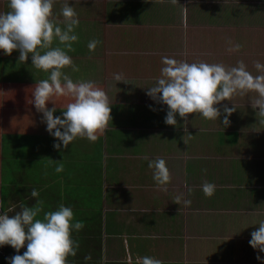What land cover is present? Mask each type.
Wrapping results in <instances>:
<instances>
[{
    "label": "rangeland",
    "instance_id": "374dc122",
    "mask_svg": "<svg viewBox=\"0 0 264 264\" xmlns=\"http://www.w3.org/2000/svg\"><path fill=\"white\" fill-rule=\"evenodd\" d=\"M68 2L74 7L80 21L75 28L78 40L73 42V50L68 53L79 70L74 72L71 66H67L63 71L67 72L74 81L92 80L104 84L107 88L106 96L111 105L112 118L109 119L108 124L119 126L115 130L112 127L113 131H110L108 140L115 139L121 148L128 150L124 155H129L131 149H140L147 140L151 142L149 144H153L151 151L159 144L158 139L174 140L171 144L165 143L163 146L168 152V157L172 153L173 159L175 158L173 167H169L170 175L175 173L179 175L178 171H181L183 165L196 154L199 157L207 153L209 157L216 155L221 162L216 166L215 160L213 162L212 167L214 166L216 173L225 171L224 166L227 164L223 161L225 158L239 154L240 157H245V162L240 159V162L233 164L237 166L235 170L247 174L250 170L253 177L259 176L258 178L262 179L261 183L264 184V159L261 158L264 156V125L258 123L256 110L251 106L250 98L254 94L236 95L232 98L237 109L231 114V124L227 127L222 124L223 105L232 107L231 100L225 99L220 102L222 115L217 120H208L199 114L189 113L186 122L177 115V125L165 123L162 126L159 121L164 119L167 106L154 102L146 95L147 86H150L160 75L163 56L188 62L203 60L208 63H222L226 67L235 66L242 60L248 70L256 74L255 62L264 63V0H234L231 4L227 3L228 0H175V2L173 0H68ZM215 2L218 5H210ZM64 3L65 0H54L53 19L57 22L63 21L60 9ZM199 5L203 8L201 14L197 13ZM8 10V0H0V12ZM203 12H206L205 15ZM166 36L168 39H165ZM91 40L100 41L94 51H90L87 46ZM229 42L240 44V49L229 52ZM52 46H58V41L54 40ZM18 56L17 49H14L11 55H4L0 50V79L6 81L4 87L8 90L7 94L1 95L0 106L4 109H6L5 105L17 106L13 111L0 110V116L10 119L7 130L17 132L18 128L24 131L34 127L30 124L37 121L39 112L30 103L32 92L36 81L47 78L45 72L31 65V54L27 61H18ZM116 73H119L125 81L117 82L114 79ZM64 98H53L57 104L58 114L55 115H60L64 110L62 109ZM149 105H154L155 110ZM48 106L52 107L53 102L49 101ZM26 113L35 120L25 121ZM23 119L24 123H22ZM133 121L143 124V127L122 128L125 123ZM15 123L16 126L11 128L10 125ZM234 128L238 131V135L233 136L235 138L233 142L229 137ZM224 138L226 143L222 145L221 140ZM79 139L81 143L88 141L87 138ZM206 141L211 144L208 145ZM205 142L206 145H203ZM222 146L226 148L227 154L217 152ZM41 147L46 152L54 148H48L43 142H36L34 149L38 153L43 151ZM124 162L132 165L135 161L124 156L119 164ZM15 163L14 159H8L5 161V167L3 169L0 167V185L4 181L11 183L12 167ZM231 163L232 161L228 162ZM189 169L196 170V167L190 166ZM29 180L22 182L26 185ZM224 180L228 181L226 178ZM190 189L194 193H191L193 195L190 198L191 203L187 205V211L185 207L183 213L193 221L191 224L212 218L220 221L232 220L239 226L244 225L245 230L238 233L242 234L237 241L239 250L249 254L254 252L251 256L256 258L258 250L248 241L251 232L259 227L258 222L264 220V204L261 205V212H251L244 203L236 205L234 202L226 203L218 198L209 200V196H205L206 200L202 202V198L198 196L203 194L202 189L195 187ZM86 190L87 188L84 187L77 189L79 194L77 199ZM196 193L198 195H195ZM242 194L246 195V191L238 186H226L225 192L222 193L226 200ZM248 199L247 197L246 200ZM242 218L247 221L245 224L241 221ZM235 234L230 232L229 226L223 230V236L230 238ZM236 238L232 239L236 240ZM26 245L27 242L25 248ZM217 249L222 250L219 247ZM218 252L215 251L210 257L223 256L221 251ZM261 254L264 256V252Z\"/></svg>",
    "mask_w": 264,
    "mask_h": 264
},
{
    "label": "crops",
    "instance_id": "0c3cea01",
    "mask_svg": "<svg viewBox=\"0 0 264 264\" xmlns=\"http://www.w3.org/2000/svg\"><path fill=\"white\" fill-rule=\"evenodd\" d=\"M233 1L228 0L227 3L231 4ZM210 5H218V3ZM202 11L203 8L199 5L197 13L201 14ZM203 13L205 15L206 12ZM165 39L168 37L166 36ZM101 85L104 86V84ZM106 90L104 86L105 93ZM26 115L25 121L31 122L34 119L29 113ZM25 121L23 119L22 123ZM159 122L164 126V119ZM41 124L43 126L38 125L37 128L44 131L38 135V139L30 134L35 130L31 128L28 129L29 133L20 135L24 144L28 146L27 155L23 157V160L29 163L33 160V165H36L38 171L39 197H31V191H29V206L36 205L37 199L43 201L38 217L42 218L43 212L54 210L63 203L72 207L76 219L83 221L84 228L72 233L80 243L76 256L68 257L73 264H129V261L135 264V258L144 255L158 258L162 264H264L257 257L252 258L251 255L254 252L249 254L239 250L237 241L242 234L238 233L245 230L244 225L239 226L232 220L221 219L220 221L212 220V218L203 219L201 223L195 222L197 224L193 225L191 224L193 221L183 213L185 207L187 211V205L183 204V200H190L193 196L191 193H194L190 188L202 189L204 183L215 185L214 193L209 196V200L218 198L220 201L226 203L231 201L236 205L244 203L251 212H261V205L264 204L262 179L258 178L259 176L253 177L249 167L247 174L235 170L237 166L233 165L240 162V159L245 162V157L237 154L235 157L225 158L223 160L227 162L224 166L225 171L216 173L214 166L212 167L214 160L215 166L217 163L221 164L216 155L209 157L207 153L199 157L196 154L183 165L181 171H178L179 175L176 173L170 175L171 180L167 191H163L152 179V169L148 167V163L150 159L162 156L168 168H172L175 158L173 159L172 153L168 157V152L163 149V146L165 143L171 144L174 140L158 139L159 144L152 151L153 144H149L151 142L147 140L140 149H131L129 155H124L128 150L121 148L117 140H108L110 131L119 126L108 124L103 134L98 133V138L94 142L88 140L81 143L77 138L66 150H62L63 147H61V149L52 148L46 152L41 147L43 151L37 153L34 149L36 142H43L48 148L54 147V137L46 131L45 124L43 122ZM142 125L133 121L125 123L122 128H141ZM233 130L229 137L232 141L235 139L233 136L238 135L236 128ZM14 131L17 135L16 130ZM225 138L220 139L222 145L226 143ZM16 139L17 137L13 139L12 145H15ZM206 142L203 145H206ZM217 152L227 154L223 146ZM124 156L130 157L135 162L132 165L125 162L119 164ZM261 158L264 159V156ZM229 161L232 163L228 164ZM74 162H79L81 167L73 169ZM59 164L63 165V171L56 172L55 168ZM194 165L196 170L189 169L190 166L194 168ZM225 178L228 181H225ZM226 186H238L245 189L246 195L242 194L238 197L234 195L226 200V197L222 195ZM80 187L87 190L77 199L79 196L77 189ZM181 193L183 195L179 204L174 198ZM198 196L202 198V202H205L204 193ZM247 197L248 200H246ZM214 202L216 203L217 200ZM11 204L8 205V209L13 213L16 205L14 201ZM210 210H212L211 207ZM243 219L241 221L245 224L247 221ZM228 226L230 232L236 233L230 238L223 236V230ZM233 237H237L236 240L232 239ZM217 247L222 250H218ZM23 249L26 250L25 247ZM215 251H221L223 256L210 257ZM89 254L92 259L85 262L84 257ZM259 255L262 254L259 253Z\"/></svg>",
    "mask_w": 264,
    "mask_h": 264
},
{
    "label": "clouds",
    "instance_id": "9594fccd",
    "mask_svg": "<svg viewBox=\"0 0 264 264\" xmlns=\"http://www.w3.org/2000/svg\"><path fill=\"white\" fill-rule=\"evenodd\" d=\"M53 4L54 0H8L9 10L0 12V50L4 55L19 50L18 61H27L31 54V65L47 74V78L36 81L30 103L42 113L41 121L54 137V148L63 146L66 149L77 138L96 141L98 133H103L112 119L111 105L105 91L94 81H74L63 71L67 66H71L74 72L79 70L68 53L73 50V42L78 40L75 28L80 21L74 7L65 0L60 9L63 21L57 22L53 19ZM54 40L58 41V46H52ZM99 43V40H91L87 46L94 51ZM229 44V52L241 47L238 43ZM161 62L160 75L147 86L146 95L167 106L166 124L177 125V115L186 122L189 113L217 120L222 115L220 102L228 99L233 106L223 105L222 118L223 126L227 127L231 124V114L237 109L232 98L254 94L250 98L251 106L256 110L258 123L264 125V63L256 61V74H253L242 60L230 67L169 56H163ZM114 79L125 81L119 73L114 74ZM54 97L70 98L60 115H55L57 104ZM49 101L53 102L52 107L48 106ZM149 107L155 110L154 105ZM148 167L152 169V179L157 187L167 191L171 176L166 160L155 157L149 160ZM55 171H63V165H57ZM214 190L212 183L202 185L205 196L213 195ZM30 194L39 197L35 188ZM182 195L177 194L174 198L179 204ZM190 203V200H183L185 205ZM42 204L39 199L33 206L21 203L14 215H10L9 210L0 211V247L10 245L16 250V254L6 258L8 264H73L68 257L76 256L80 243L72 233L84 228L83 221L76 219L72 207L63 203L38 218ZM258 225L251 232L248 243L258 250L257 259L264 262V256L259 255L264 252V220ZM26 242V250L20 254L19 250ZM91 259L90 254L84 257L85 262ZM135 264H162V261L144 255L137 256Z\"/></svg>",
    "mask_w": 264,
    "mask_h": 264
},
{
    "label": "trees",
    "instance_id": "16d2710c",
    "mask_svg": "<svg viewBox=\"0 0 264 264\" xmlns=\"http://www.w3.org/2000/svg\"><path fill=\"white\" fill-rule=\"evenodd\" d=\"M0 82H1L0 83V100H1V95L7 94L8 90L7 87H4V85L7 84L6 81L0 80ZM96 86L104 90V86H102L101 84H96ZM69 100H70L69 97L64 98L62 102L63 103L62 108L64 107V105H66L69 102ZM2 105H4V103H2ZM14 105H18V103L17 104L14 103ZM5 106L6 109L0 106V110L13 111L17 107V106L12 107L9 105H5ZM41 117H42V113L39 112V114L37 115V121L31 122L30 124V126H34L31 127V129H35V130H33L30 134L33 135L35 139H38L39 138L38 135H40V133L44 131V129H38L37 126L35 127V125H41V120H38L41 119ZM9 120L10 119L7 117L2 118L0 116V167L1 169H3L5 167L4 165L5 161H8V159L13 158L16 160L15 161L16 163L15 166L12 167L13 178L11 180V183H7L6 181L1 182L0 196H1V202L3 203V208L5 210H9L8 205L11 204L13 201L15 202L16 206L14 212L13 213L9 212L10 215H14L16 211H19V205L21 203L29 206V199H28L29 198L28 196L30 195L29 191H31L32 188L35 189L38 188V179H37L38 171H37V167H35L36 165H33L34 164L33 160L30 163L27 162L26 160H23V157L27 155L28 146L24 144V142L20 138V135L29 133L28 132L29 130L26 129L22 131L23 129L19 130L18 128V132L16 131L17 135H15L14 130L13 131L7 130ZM10 126L11 128H14V126H16V123L11 124ZM39 130L40 132H38ZM15 137H17L16 139L17 142L15 143V145H12L13 139ZM79 164H80L79 162L77 163L74 162L72 165L73 169H79L81 167ZM34 177L36 179H34ZM28 179H30L29 182H27V184L24 185L22 181L26 182ZM21 182L22 185H20ZM19 251L20 254H23L24 249L21 248ZM14 254H16V250L12 246L4 245L0 247V264H8V260L6 258Z\"/></svg>",
    "mask_w": 264,
    "mask_h": 264
},
{
    "label": "built area",
    "instance_id": "2783aa9c",
    "mask_svg": "<svg viewBox=\"0 0 264 264\" xmlns=\"http://www.w3.org/2000/svg\"><path fill=\"white\" fill-rule=\"evenodd\" d=\"M2 210H5V209L3 208V203L0 201V211Z\"/></svg>",
    "mask_w": 264,
    "mask_h": 264
}]
</instances>
